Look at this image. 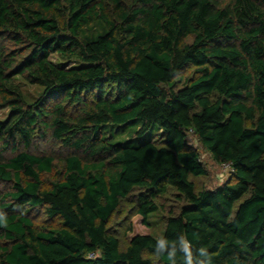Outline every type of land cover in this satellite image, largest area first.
Returning <instances> with one entry per match:
<instances>
[{"label": "trees", "instance_id": "trees-1", "mask_svg": "<svg viewBox=\"0 0 264 264\" xmlns=\"http://www.w3.org/2000/svg\"><path fill=\"white\" fill-rule=\"evenodd\" d=\"M3 109L0 264H185L182 237L192 264H264V0H0ZM190 131L235 181L197 189ZM49 138L68 154L33 152ZM170 187L184 204L162 236L130 221L122 247V199L149 229Z\"/></svg>", "mask_w": 264, "mask_h": 264}, {"label": "rangeland", "instance_id": "rangeland-1", "mask_svg": "<svg viewBox=\"0 0 264 264\" xmlns=\"http://www.w3.org/2000/svg\"><path fill=\"white\" fill-rule=\"evenodd\" d=\"M54 62L69 64L68 61L61 58L59 55L54 54L52 56ZM195 72L194 66H188L182 74V81H178L179 85H182L186 79L192 77ZM17 81L23 88L26 99L28 101H34L39 98L42 93V89L39 86L32 85L27 83L22 78H17ZM9 113V109L0 110V121L4 120ZM188 141L189 144L196 149L200 155L203 163L205 164L208 173L203 176H193L191 175V179L195 182L197 189H215L224 183L235 181V177L233 175L232 169L230 165L225 163H219L215 161L209 151H207L203 144L201 143L198 136L193 132H188ZM33 152L39 155L49 154L51 152H55L58 156H66L68 154V150L61 147L58 143L53 140L45 139L44 141H40L36 148L33 149ZM62 169L60 163H57L56 172L54 175L46 174V183H50L51 181L57 178V172ZM12 183L4 182L0 183V193H6L12 191ZM136 192L130 195L126 199H122L118 209L112 215L108 227L115 236L120 239L122 247H126L127 240L125 236V230L130 221L134 222L135 231L141 233H152L156 237H161L167 223V219L171 214L179 213L181 206L184 204L182 199L179 197L177 191L174 188H169L167 194L157 199L159 204V210L153 213L150 217V221L152 227L149 229L142 224L141 217H134L135 209L137 206L136 202ZM34 221L39 226H60L61 220L58 217L50 218L46 213L44 207L37 208L32 211ZM3 240H0V244ZM147 257L152 258L153 264H160L154 255L146 253Z\"/></svg>", "mask_w": 264, "mask_h": 264}, {"label": "clouds", "instance_id": "clouds-1", "mask_svg": "<svg viewBox=\"0 0 264 264\" xmlns=\"http://www.w3.org/2000/svg\"><path fill=\"white\" fill-rule=\"evenodd\" d=\"M164 246H165V241L161 240L160 241V249H163ZM181 246H182L184 253H185V264H192V252H191L190 242L186 238L182 237L181 238ZM200 251L206 252L207 248L202 247L200 249ZM175 254H176L175 249H173V251L169 253V259H171L173 256H175ZM208 264H212L211 258L209 259Z\"/></svg>", "mask_w": 264, "mask_h": 264}]
</instances>
